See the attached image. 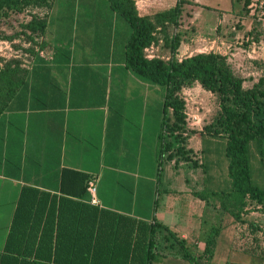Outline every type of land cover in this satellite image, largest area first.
Returning a JSON list of instances; mask_svg holds the SVG:
<instances>
[{"label":"crops","instance_id":"obj_1","mask_svg":"<svg viewBox=\"0 0 264 264\" xmlns=\"http://www.w3.org/2000/svg\"><path fill=\"white\" fill-rule=\"evenodd\" d=\"M167 1L136 3L140 15L154 16L169 9L164 6ZM243 30L249 31L247 26ZM49 48L54 54L51 45ZM41 56L18 69L16 93L0 115V251L5 247L22 189L30 186L60 197L63 172L73 169L98 178L99 208L158 221L184 241L185 250L179 244L174 247H179L177 250L164 246L159 264H191L186 251L206 264H217V252L223 246L215 240V251L207 261V224L203 219L205 214L232 213L223 211V199L195 195L196 186H188L182 179L184 167L178 157L165 158V204L161 207L156 200L153 205L154 182L159 180L155 177L161 133L157 125L164 103L161 95L155 110V84L129 68L126 58ZM249 57L245 58L249 62L264 61V54L262 58ZM204 135L198 134L196 152L202 150ZM198 187L202 189L203 184ZM89 199L88 192L84 201L91 204ZM250 203L241 214L256 213L249 212Z\"/></svg>","mask_w":264,"mask_h":264},{"label":"trees","instance_id":"obj_2","mask_svg":"<svg viewBox=\"0 0 264 264\" xmlns=\"http://www.w3.org/2000/svg\"><path fill=\"white\" fill-rule=\"evenodd\" d=\"M38 1L0 0V13L19 12ZM42 1L43 5H51L49 0ZM109 3L131 25L132 33L125 49L127 66L140 77L165 87L160 157L167 154L169 159L178 157L170 153L171 143L166 133L181 131L187 113L180 93L198 82L219 98L221 112L216 122L223 131H215V135L226 138L232 181L226 208L240 219L248 203H264V188L253 179L250 152L251 143L256 141L264 162V75L247 88L246 78L235 63L228 55L216 51L196 53L182 60L175 56L168 61L159 56L148 57L145 51L159 40L158 26L166 27L163 25L166 21L178 24L184 8L192 3L189 0H178L175 6L154 16L140 15L136 0H109ZM249 3L247 0L245 5ZM48 24L46 19L34 18L21 33L33 40V34L45 33ZM179 41V36L171 40L173 53ZM19 68L18 63L14 66L7 63L0 69V115L16 93ZM178 161H182L180 157ZM89 179L81 171L64 170L60 197L25 186L5 247L0 251V264H159L161 240L167 241L166 248L179 244L186 249L184 241L165 224L85 202ZM195 195L206 199L204 193ZM163 230L167 234H162ZM214 245L215 240L209 239L205 253ZM185 256L191 264H203L189 251Z\"/></svg>","mask_w":264,"mask_h":264},{"label":"rangeland","instance_id":"obj_3","mask_svg":"<svg viewBox=\"0 0 264 264\" xmlns=\"http://www.w3.org/2000/svg\"><path fill=\"white\" fill-rule=\"evenodd\" d=\"M189 1L192 3L184 8L178 24L166 21L163 24L166 27L158 26L156 34L159 40L145 51L148 57L159 56L168 61L173 56L182 60L196 53L221 52L228 55L245 76V86L252 87L264 75V61L249 62L245 58H251L250 54L262 58L264 54V0H250L248 5H245L247 0ZM40 2L43 1L27 5L19 12L0 13V69L7 63L30 66L42 54L44 58H125L126 45L132 33L131 25L111 8L109 0H49L53 6ZM176 3L177 0H168L164 6L170 8ZM34 18L46 19L49 24L45 33L33 34L34 39L31 40L21 32ZM245 26L249 31L244 32ZM27 32L30 33L28 28ZM11 35L15 37L4 38ZM175 36H179L180 41L173 53L171 40ZM161 95L164 97L165 87L155 84V110L158 106L156 101ZM180 96L186 103L187 118L181 125V131L166 133L171 143L170 153L182 160V179L186 180L188 186H196L194 193H204L206 199L208 196V199H223L222 209L230 213L226 208L228 193L232 190L229 158L226 155L227 141L224 135H215V131H223L216 122L221 112L219 98L198 82L184 88ZM160 116V124L157 125L159 132L165 116L163 103ZM200 132L205 135L202 137V150L196 152ZM192 134L189 141L188 137ZM159 150L160 142L155 160V177L159 180L154 182L153 205L158 200L163 207L162 190L167 181L164 160L168 154L161 158ZM250 152L254 182L264 188V162L256 141L251 143ZM199 183L203 184L202 189L197 188ZM157 193L161 194L160 200ZM249 212L256 213L242 214L240 219L232 214H205L206 241L219 240L223 246L217 252V264H264V203L251 202ZM161 242L160 248L166 251L164 246L167 241L163 239ZM230 246L232 250H229ZM213 251L215 249L211 248L206 253L207 261H210ZM168 252L171 253V249Z\"/></svg>","mask_w":264,"mask_h":264},{"label":"built area","instance_id":"obj_4","mask_svg":"<svg viewBox=\"0 0 264 264\" xmlns=\"http://www.w3.org/2000/svg\"><path fill=\"white\" fill-rule=\"evenodd\" d=\"M98 178L96 176H92L90 177L89 181H88V192L90 195V199L89 202L93 205H100V201L98 198Z\"/></svg>","mask_w":264,"mask_h":264}]
</instances>
